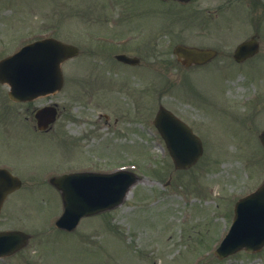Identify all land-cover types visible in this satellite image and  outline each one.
I'll use <instances>...</instances> for the list:
<instances>
[{"label": "rangeland", "instance_id": "374dc122", "mask_svg": "<svg viewBox=\"0 0 264 264\" xmlns=\"http://www.w3.org/2000/svg\"><path fill=\"white\" fill-rule=\"evenodd\" d=\"M254 35L259 55L235 63L234 48ZM44 37L81 54L64 64L65 86L54 96L15 103L0 84V167L24 183L0 231L32 236L0 264H264V249L214 255L237 200L264 181V0H0V60ZM180 44L222 54L184 68L173 53ZM118 54L141 64H122ZM51 103L60 117L41 132L35 112ZM161 105L204 141L189 170H175L154 127ZM119 167L139 177L125 203L58 231L63 204L49 179Z\"/></svg>", "mask_w": 264, "mask_h": 264}, {"label": "water", "instance_id": "95a60500", "mask_svg": "<svg viewBox=\"0 0 264 264\" xmlns=\"http://www.w3.org/2000/svg\"><path fill=\"white\" fill-rule=\"evenodd\" d=\"M258 51L256 41L238 47L235 58L242 61ZM185 65L203 63L213 54L196 48L178 46L175 50ZM79 54L78 48L50 39L31 44L15 55L0 61V83L10 86L9 97L16 102L32 101L52 94L63 86L61 65ZM119 60L134 64L136 59L119 56ZM38 127L45 130L56 120L53 108L36 114ZM155 125L166 141L177 169L195 164L202 156L201 141L169 111L160 108ZM264 145V133L261 135ZM137 177L128 172L110 175L81 173L54 178L51 182L62 192L65 211L57 226L72 231L80 220L121 205ZM22 186V182L5 169H0V212L8 195ZM231 231L216 251L219 258L239 250L259 251L264 246V184L252 195L241 200L235 210ZM23 232L0 233V257L15 253L28 243Z\"/></svg>", "mask_w": 264, "mask_h": 264}]
</instances>
